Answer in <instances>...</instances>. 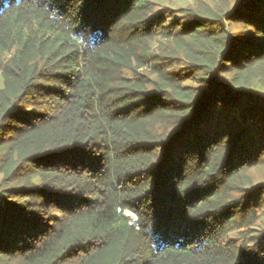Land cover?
I'll list each match as a JSON object with an SVG mask.
<instances>
[{
  "label": "trees",
  "instance_id": "16d2710c",
  "mask_svg": "<svg viewBox=\"0 0 264 264\" xmlns=\"http://www.w3.org/2000/svg\"><path fill=\"white\" fill-rule=\"evenodd\" d=\"M162 5L0 0V264H264V0Z\"/></svg>",
  "mask_w": 264,
  "mask_h": 264
},
{
  "label": "rangeland",
  "instance_id": "374dc122",
  "mask_svg": "<svg viewBox=\"0 0 264 264\" xmlns=\"http://www.w3.org/2000/svg\"><path fill=\"white\" fill-rule=\"evenodd\" d=\"M235 0H163V5L162 6H176L180 7V6H185V7H196V6H207V7H216L219 4H224V2L226 3H234ZM174 10H178V9H174ZM187 62V61H185ZM145 68H141L140 70H144ZM173 70H176L178 72H180V65H176L174 67ZM182 72V71H181ZM220 78H222V80H225L223 78H226L225 76H220ZM2 82V77H1V73H0V83ZM189 83V81H188ZM258 89V88H257ZM256 93V97H258L259 99L264 101V86H262L261 89H259ZM245 180H246V186H262L261 188H263V194L262 197L264 199V159L262 160V162L252 168H249V170L247 171V174L245 175ZM262 199V203H260L257 207L261 212H264V201ZM264 224V222L262 223Z\"/></svg>",
  "mask_w": 264,
  "mask_h": 264
}]
</instances>
